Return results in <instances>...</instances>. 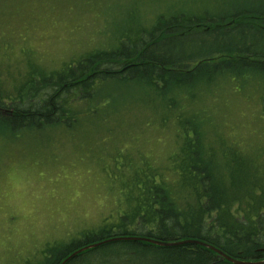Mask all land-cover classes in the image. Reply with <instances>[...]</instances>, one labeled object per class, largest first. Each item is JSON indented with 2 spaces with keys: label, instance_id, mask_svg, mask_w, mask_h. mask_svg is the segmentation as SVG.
<instances>
[{
  "label": "trees",
  "instance_id": "obj_1",
  "mask_svg": "<svg viewBox=\"0 0 264 264\" xmlns=\"http://www.w3.org/2000/svg\"><path fill=\"white\" fill-rule=\"evenodd\" d=\"M133 18L127 17L112 48L89 51L55 72L38 68L35 73L37 68L29 67L10 96L0 94V130L8 140H18L47 127H71L79 114L74 103L91 102L110 83L141 84L151 99L166 100L162 119L172 123L177 142L165 163L145 156L115 158L122 165L109 175L118 184L120 200L110 225L80 241L44 246L35 264H60L74 251L113 236L193 238L238 254L239 260H260L264 254L253 251L264 249V140L260 147L241 149L231 129L223 126L219 133L201 108L190 106L214 102L210 94L224 85L237 94L261 87L256 119L264 128V0H151L139 23ZM182 58L195 62L183 67L178 65ZM5 103L10 104L7 111ZM112 246L126 254L140 247L164 255L163 264L213 262L196 245Z\"/></svg>",
  "mask_w": 264,
  "mask_h": 264
},
{
  "label": "rangeland",
  "instance_id": "obj_2",
  "mask_svg": "<svg viewBox=\"0 0 264 264\" xmlns=\"http://www.w3.org/2000/svg\"><path fill=\"white\" fill-rule=\"evenodd\" d=\"M146 2L0 0V94L10 96L29 67L37 68L35 73L38 68L55 72L89 51L112 48L129 15H136L133 20L139 23ZM194 62L182 58L178 65L191 67ZM262 91L255 86L237 94L224 85L210 94L214 102L190 108H201L219 133L223 126L231 129L240 148L250 150L264 140L263 124L256 119L257 94ZM166 103L151 99L141 84L120 81L102 88L89 103H74L79 114L69 128L47 127L18 140H8L0 130V264H35L44 246L61 247L109 226L120 200L109 173L122 161L114 159L123 155L137 161L145 156L165 163L177 147L172 123L162 119ZM9 107L5 103L2 109ZM123 237L150 238L110 239ZM116 242L148 244L110 242L73 264H163L164 255L140 247L126 254L124 248L112 246Z\"/></svg>",
  "mask_w": 264,
  "mask_h": 264
},
{
  "label": "water",
  "instance_id": "obj_3",
  "mask_svg": "<svg viewBox=\"0 0 264 264\" xmlns=\"http://www.w3.org/2000/svg\"><path fill=\"white\" fill-rule=\"evenodd\" d=\"M3 111H7V110H3ZM114 241H143V242H147L148 244H152V245H155L157 247H162V248H171V247H177V246H183V245H198V246H201V247H204L208 250L213 251L214 253H216V255H218V257H220L221 260H225L231 264H264V260L245 261V260H239V259L232 258V257L226 255L225 253H223L222 251H220L219 249L213 247L212 245H210V244H208L202 240H198V239L189 238V239H182V240H177V241L165 242V241L155 240V239H151V238H144V237H123V238H112V239L109 238L106 240H102L99 242L88 244V245L74 251L73 253H71L60 264H65L68 260L72 259L74 256H76V255H78L84 251L94 249V248H97L103 244H108V243L114 242Z\"/></svg>",
  "mask_w": 264,
  "mask_h": 264
},
{
  "label": "flooded vegetation",
  "instance_id": "obj_4",
  "mask_svg": "<svg viewBox=\"0 0 264 264\" xmlns=\"http://www.w3.org/2000/svg\"><path fill=\"white\" fill-rule=\"evenodd\" d=\"M205 242V241H204ZM206 243H208V242H206ZM208 244H210V243H208ZM211 245V244H210ZM200 248H202L203 250L205 249V250H207L208 251V256L210 257V258H213L212 260H213V262H211L210 264H223V263H225V264H231V263H228L227 261H225V260H221L220 259V257H218V255H216V253H214L213 251H211V250H208V249H206V248H204V247H201V246H199ZM215 248H217V247H215ZM217 249H219V248H217ZM220 251H222L221 249H219ZM223 253H225L224 251H222ZM254 253H262V254H264L263 252H264V249L263 248H256V249H254V251H253ZM240 253V252H239ZM226 255H228L227 253H225ZM228 256H230V257H232V258H235V259H237V257H239V255L238 254H232V255H228ZM260 260H264V255H263V257L260 259ZM251 261H253V260H251Z\"/></svg>",
  "mask_w": 264,
  "mask_h": 264
},
{
  "label": "bare ground",
  "instance_id": "obj_5",
  "mask_svg": "<svg viewBox=\"0 0 264 264\" xmlns=\"http://www.w3.org/2000/svg\"><path fill=\"white\" fill-rule=\"evenodd\" d=\"M187 239H189V238H187ZM184 246V245H183ZM196 246H198V245H196Z\"/></svg>",
  "mask_w": 264,
  "mask_h": 264
}]
</instances>
